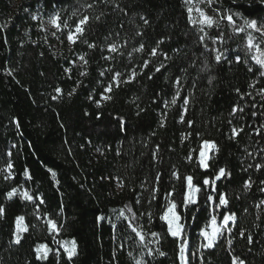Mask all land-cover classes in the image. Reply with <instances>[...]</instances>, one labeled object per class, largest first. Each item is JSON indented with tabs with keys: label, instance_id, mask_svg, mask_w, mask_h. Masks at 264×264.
<instances>
[{
	"label": "trees",
	"instance_id": "1",
	"mask_svg": "<svg viewBox=\"0 0 264 264\" xmlns=\"http://www.w3.org/2000/svg\"><path fill=\"white\" fill-rule=\"evenodd\" d=\"M89 3L94 0H0V168L5 169L0 173V203L7 209L5 219L0 220V264H55L51 256L46 262L37 261L32 251L40 243L58 247L46 224L50 218L64 225L57 239L77 241L78 255L72 264H135L141 258L147 264H179L177 242L158 219L163 194L174 189L172 199L179 203L186 175H193L194 182L202 184L205 177L214 178L219 167L226 168L231 177L216 182L217 192H212L211 185L207 191L213 197L226 193L229 204L217 211H234L237 221L232 233H225L215 248L201 249L193 258L191 252L202 240L197 225L202 227L208 219L202 188L197 222L189 219L186 228L190 264H199L201 255L205 264H231L233 256L245 264H264V205L257 208L264 200L260 191L264 188V168L257 171L255 167L264 164V96L259 94L264 77L259 76L251 59L254 51L246 48L245 34L234 33L233 26L222 21L219 28H206L208 35L199 43L203 33L188 20L183 0H96L95 7L87 8ZM222 5L223 10L231 9L246 18L264 19L262 0H237L235 4L222 0ZM198 6L214 14L206 5ZM62 9L66 10L61 11L64 20L78 10L68 21L70 27L80 15L93 17L83 39L95 43L96 48L84 43L69 48L65 42L60 52L53 51L52 38L32 17H48ZM101 13L96 21L94 17ZM197 15L194 11L193 17ZM144 18L149 24H144ZM219 35L224 42L213 43ZM159 40L164 43L152 57L149 49ZM113 43L124 46L113 53L108 50ZM141 44L144 51H135ZM204 44L226 52L227 59L216 63L214 51L205 50ZM159 52L167 53L170 59L164 60ZM237 54L240 63L233 62ZM81 55L88 63L73 64ZM109 56L112 59L103 58ZM145 61H150L147 68L141 66ZM162 62L167 67L156 72ZM205 63L206 71L202 70ZM249 67L253 71L249 72ZM132 70L136 78L116 87L114 74L119 71L121 79H128ZM109 84L113 91L105 93ZM56 88L62 92H55ZM178 88L180 99L172 105ZM248 92L252 95H241ZM102 94L112 99L103 100ZM186 97L190 102L185 113L182 100ZM234 107L237 111L233 115ZM117 117L124 119V131ZM188 120L193 121L191 128ZM233 128H243V132L230 139ZM201 137L214 140L219 148L208 170L197 167L198 153L191 151L198 148ZM189 154L193 162L186 159ZM8 163L13 164L10 175L14 179L5 180ZM174 171L180 180L172 175ZM249 178L253 184L246 189L244 183ZM121 183L123 187L118 186ZM12 187L27 190L37 203L40 197L44 199L42 219L37 218L32 202L19 195L11 201L5 198ZM156 188L158 192H154ZM121 209L138 230L143 226L145 243L167 255L149 256L139 237L130 228L125 230L127 221L117 218ZM146 212L152 214L151 220L141 216ZM17 215H24L29 225L21 245L10 243ZM100 216L106 219L99 220ZM152 231L162 234L159 245L150 243L153 238L148 233ZM249 235L252 243H248ZM60 264H68L66 256L62 255Z\"/></svg>",
	"mask_w": 264,
	"mask_h": 264
},
{
	"label": "snow or ice",
	"instance_id": "2",
	"mask_svg": "<svg viewBox=\"0 0 264 264\" xmlns=\"http://www.w3.org/2000/svg\"><path fill=\"white\" fill-rule=\"evenodd\" d=\"M104 3H107L108 0H103ZM233 4L237 3V0H231ZM264 2V0H262ZM96 0H94V3L87 4V8H93L95 7ZM184 5L186 6L187 13H188V20L190 23L196 27L198 33H203V35L199 36V43L203 44L205 36L208 35L206 32V28H219L220 23L222 21H226L228 24L233 26V32L236 34H245L246 36V48L249 52H253L256 54H253L251 56V59L255 61V64L258 66L257 72L260 77H264V48L261 47V45H264V19H250L243 16L242 13L239 12H233L231 9L223 10L222 0H183ZM198 5H206L207 8L211 9L214 13L213 15H209L207 11H205L203 8L199 7ZM219 5V6H216ZM117 8L119 5H115ZM55 7V6H54ZM61 11L66 10H58L54 11L53 14L49 17L48 23L56 30L60 32H64L65 29H67L66 39L69 42L70 45H76L77 43H84L87 44L89 48H96L95 43H90L88 40L83 39L84 34L86 32V26L89 25L90 20L93 19V17L89 15H80L77 22L74 24V26L70 27L68 21L72 19V17H75L78 15V10H74L72 12V15L67 18V20L62 19ZM123 11V10H122ZM196 12L198 15L194 18L193 12ZM97 15L94 17L96 21H99L101 19V16ZM34 20L39 19L37 16L32 17ZM241 21V23H237V19ZM144 24H149V21L144 18ZM3 27V26H0ZM44 31H47V29H42ZM56 31L52 32V35H56ZM137 35H143V33L138 32ZM59 39V37H57ZM216 40H219L221 43L224 42L223 36L219 35L216 37L215 40H213V43L216 42ZM163 40H159L156 42V46L149 49V55L152 57H156L158 55L159 46L163 44ZM126 44V42H125ZM124 45H117L115 43L109 45L108 50L110 52L116 53L119 52L120 47H123ZM204 49L208 51H214V60L216 63H220L222 59L226 60V52L221 51L219 49H209L207 44H204ZM135 51H144V44H141L139 48L135 49ZM179 51V49H177ZM123 55V53H120ZM159 55L164 57V60H169L170 57L165 52H159ZM106 60L112 59L111 56L109 57H103ZM79 60L83 61V63L86 65L88 61L85 59V56L81 55L79 56ZM233 62L240 63L241 62V56L237 54L234 57ZM150 61H145L141 66L143 68H147L149 66ZM167 65L163 62L155 68L156 72H160L162 68H166ZM204 71L208 70V65L205 63L204 68L202 69ZM65 71H71V69H66ZM107 71H112L111 69H107ZM186 71V69H185ZM248 71L251 72L253 69L251 67L248 68ZM80 75H87L86 72H81ZM101 75H104V72H101ZM136 71L132 70L131 74L128 79H121L123 76V73L117 71L114 76L112 77L113 81L115 82V86L119 87L121 83H130L132 80L136 78ZM151 78V77H149ZM181 81L179 78L176 80V84L180 85ZM209 83H211V80H209ZM250 87H255L254 84H250ZM75 89L72 90L74 92ZM113 91V85L109 84L106 89L105 93H111ZM237 93L240 92V90L236 89ZM55 92L61 93L62 90L60 88H56ZM72 92L69 93V95H72ZM180 92L181 89L178 88L175 95H173L170 103L172 105H175L177 101L180 99ZM260 95L264 96V89H261L259 92ZM251 96L252 93H244L241 94ZM53 99H57V96H53ZM103 100H111L112 96L108 94H102ZM253 99H255L253 97ZM190 100L189 98H184L182 100L183 105V111L187 112V105L189 104ZM97 106H100V101H96ZM165 107H168V104H165ZM240 112L244 111L243 107H240L238 109ZM142 111V110H141ZM237 111V107H234L232 110V114L234 115ZM140 113L137 112V115ZM252 115H256L255 112L252 113ZM100 116L97 115V119H99ZM119 121L120 130H125V121L122 117L116 118ZM180 122H184V115L180 116ZM231 123V121L229 122ZM193 121L188 120L187 125L189 128L192 127ZM161 126L163 127V122L161 123ZM264 127V126H261ZM256 134L260 135V129H256ZM241 132H243V128H233L232 129V136L229 138H235L238 136ZM188 135H191V133H188ZM199 135V134H198ZM192 153H198V155L195 157V162L198 168H201L203 170H208L211 167L210 161L214 160L215 154L219 152V148L217 143L214 140L210 139H204L201 137L198 148L192 149ZM119 154V153H118ZM9 156H11V152L8 153ZM251 155V153H249ZM186 159L189 162H193V155L189 154ZM249 167H252V165H249ZM256 170L259 171L261 168H264V164H257ZM7 171L9 175H5L4 179H14L13 176L10 175L13 164L8 163ZM51 172V169H49ZM5 172V169L0 168V173ZM53 178H55V172L51 173ZM25 176H27L29 179L31 178L30 173L28 171H25ZM172 175L177 179L180 180L181 177L177 171H174ZM231 173L226 170L224 167H219L216 172L214 178L205 177L202 181V184L200 182H194L193 175H186L183 178V181L185 182V191L182 192L180 202L177 203L176 200L172 199V196L174 194V189L172 191H166L163 194V206L161 209V213L158 215V219L163 222L164 225H166V234L177 242L178 247V259L179 264H190L189 261V239L187 237L186 228L188 225L189 219L195 223L197 222L198 217L195 215V213H198L200 211L201 207V200H200V193L204 191V201L203 206L205 208V211L208 212V219L207 222L203 224L201 227L199 224L197 227L199 228V237L202 238L201 242L197 245L196 250L191 252V256L193 258L197 257V254L200 252L201 249L208 250L213 249L216 247L217 243L221 238L224 237L225 233L231 234L232 233V226H235L237 221V216L234 211H228L227 213L224 212H218V209L221 208H227L229 204V200L227 198L226 193H218L216 197H213L208 191L207 188L209 185H211L212 192H217L216 182L220 181L222 178H230ZM118 179V178H117ZM160 176L157 174L156 181L159 182ZM261 183H264V181H261ZM253 184V181L251 178L247 180L244 183V187L251 188ZM119 187H123V184H119ZM159 189H154V192H158ZM261 192H264V188L260 189ZM20 196L24 201L32 202L34 205V210L37 215L38 219H42L43 217L40 215V206L45 203L44 199L42 197L39 198V203H37V198L30 194L27 190L20 191L17 187H12L10 190H8L5 193V198L9 201L13 200V198ZM153 200L156 199V196L153 195ZM137 203H140L139 199L136 201ZM149 204L152 203V200L148 202ZM261 205H264V200L260 201V204L257 205V208H259ZM211 208V211H208V209ZM127 211L132 213V216L135 217V213L132 212L131 208H127ZM246 211V209H245ZM192 212L193 215L189 217L187 213ZM7 214L6 206L3 203H0V220L5 219ZM147 215L149 220L152 218V214L150 212L142 213L141 216ZM118 219L123 218L127 221V224H125V230L128 228L131 229L132 233H135L136 236L139 237L140 245L144 248H147V254L149 256L152 255H159L161 257L167 255L164 251H162L159 247H156L155 249L148 246L147 243H145L146 236L144 234V231L142 230L143 226H140V230H138V227L133 223L131 219H129L128 216L125 215V210L121 209L119 210V215L117 217ZM99 220H105L106 217L100 216L98 217ZM109 223H111V220H109ZM46 224L48 226V230L51 234L52 240L55 242L58 247L52 248L47 243H40L36 245L32 251L34 254V258L37 261L40 262H46L48 261L49 257L51 256L52 259L55 260V264H60V260L63 256H66V260L68 264H72L74 257L78 255V244L75 239H57L56 237L59 236L60 231L63 229L64 225L62 223L58 224L56 219H48L46 221ZM14 231L12 232L13 239L10 241V243L15 245H21L22 242H25V233L29 232V225L25 223V216L24 215H17L14 220ZM231 225V226H230ZM113 228L116 227L115 224L112 225ZM153 239L150 241V243H154L156 245H159L160 239L162 238V234L159 232L152 231L148 233ZM239 235L241 237L244 236V232L240 231ZM248 243H252V237L249 235L247 237ZM229 245H231L232 241L229 239L227 241ZM129 256H132V253H128ZM135 264H147V261H145L143 258L136 260ZM199 264H205L204 257L201 255L199 256ZM231 264H245V261L241 259L239 256H233Z\"/></svg>",
	"mask_w": 264,
	"mask_h": 264
},
{
	"label": "rangeland",
	"instance_id": "3",
	"mask_svg": "<svg viewBox=\"0 0 264 264\" xmlns=\"http://www.w3.org/2000/svg\"><path fill=\"white\" fill-rule=\"evenodd\" d=\"M39 17V16H37ZM49 17H42L40 16L39 19H36L38 23L40 24V28L47 29V31L42 30L43 32H46L50 35L52 38V49L55 53L60 52L61 49L64 48V43L66 42L68 47H72V45L69 44V42L66 39L67 29L64 30V32L56 31L49 23ZM56 31V35H52V32ZM59 37V39H57ZM256 54V53H255ZM255 62V61H254ZM79 64L81 61L78 59L76 62H73V64Z\"/></svg>",
	"mask_w": 264,
	"mask_h": 264
}]
</instances>
